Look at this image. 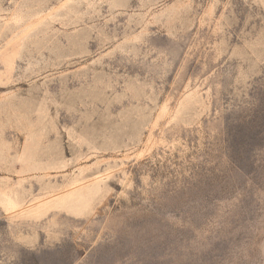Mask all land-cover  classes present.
Instances as JSON below:
<instances>
[{
    "label": "rangeland",
    "instance_id": "obj_1",
    "mask_svg": "<svg viewBox=\"0 0 264 264\" xmlns=\"http://www.w3.org/2000/svg\"><path fill=\"white\" fill-rule=\"evenodd\" d=\"M0 264H264V0H0Z\"/></svg>",
    "mask_w": 264,
    "mask_h": 264
}]
</instances>
